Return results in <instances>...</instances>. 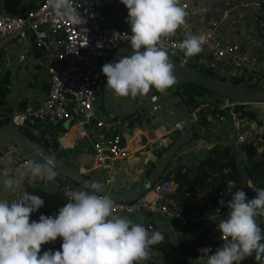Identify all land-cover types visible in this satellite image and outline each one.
<instances>
[{"label":"crops","instance_id":"crops-1","mask_svg":"<svg viewBox=\"0 0 264 264\" xmlns=\"http://www.w3.org/2000/svg\"><path fill=\"white\" fill-rule=\"evenodd\" d=\"M39 1L0 0V13L14 14L36 5ZM190 1L197 7L204 6L206 10L200 13H188L186 16V21L189 23L188 28H178L175 36L171 38L182 42L187 35H194L195 31L212 29L213 38L224 43L237 44L239 50L247 54L248 61L240 69L243 76L251 73L264 74V39L257 28V19L262 14L260 0ZM104 12H106V9ZM126 17L127 14L125 16H118L117 14L116 17L109 16V19H115L117 26L129 29L130 26L126 22ZM19 55H21L20 58ZM173 59L176 62L178 61L177 57ZM227 60H230L228 56L218 62L224 64ZM216 72L222 74L224 68L217 67ZM46 88L47 77L41 51L33 44L30 47L29 45L23 46V50H21L13 45L11 39L3 41L0 45V124L9 120L10 114L15 110L26 105H36L44 96ZM169 94H172L171 89L167 90V95ZM177 97L178 101L181 102L180 97ZM197 100H209L211 105L212 101L221 102L219 105H214L213 108L230 102L228 99L215 94L206 95ZM250 105L254 121L243 124L237 129L233 128L229 122L219 121L213 115H209L207 112L210 109H206L204 105H201L197 111L187 107L193 119L191 136L179 146L162 174L169 175L177 167L182 166V172L191 169L190 175H192L195 164L211 150L219 151L226 148L224 154L230 155L232 166H224L221 176L207 180V183L212 185L209 192L213 193L214 196L219 195L218 192H220V198L227 202L234 194L236 179H238L237 184L241 186L251 185L255 190L264 189V171H262L260 164H255L263 143L259 134L264 133V103L252 102ZM97 108L99 109V111L97 110L99 116L108 113L102 105H97ZM135 115L127 116V119L126 117L120 118L128 121L130 117L134 118ZM147 115L149 116L147 122L129 126L122 130V135H124L123 144L127 151L111 163L112 169L119 179L117 190L128 189L142 181L157 160V151L162 147H166L177 135V129L174 127L172 120H168L164 116L165 120L163 122L158 116ZM64 122L65 120L55 127V130H57L56 139L60 147L69 148L73 154H70L71 157L63 158V160L73 168H78L85 175L92 172L94 179H102L105 172L103 168L95 166L94 154L86 137L87 134L91 136V128L71 118L67 123ZM22 130L28 132L35 141L42 144L39 135L43 132L39 131L38 133L33 124L28 123ZM248 141H252L257 151V154L250 158L247 157L243 148V144ZM1 153L6 155L0 159V166L11 168L13 175L24 171L27 163L22 164L18 159L27 155L23 149H18L15 143L4 140L0 142V156ZM60 177L56 176L53 182H41L26 174L21 181L20 188L15 193L5 191L3 185L0 184V199L11 201L16 196L21 195L25 189L28 193L37 195L44 201V205L32 215L47 213L55 215L53 212L58 211L61 207V197L57 184L61 180ZM186 191L193 192L185 195L184 192ZM175 193L174 185L162 195V200L169 206L183 210L187 215L195 218L194 221L179 225L172 220H166L147 213L135 214L131 219L134 222L142 223L144 226L146 220H148L151 225L150 231H160L165 240L172 245H176L182 239L194 238L213 232V227L227 218L228 209L224 210L218 217H204L208 211L212 210V207L208 206V209L200 202L206 200V204H210L208 192H205L202 187L186 185L179 197L175 196ZM252 193L256 194L255 191ZM144 194L150 196L151 192L147 190ZM187 196L193 198L190 200L184 199ZM191 206H198V208L190 212L187 208ZM258 219L260 218L258 217ZM262 219L264 225V218ZM214 233L217 234L216 231ZM262 234H264V227L262 228ZM222 243V240H218L212 251L213 253H209L214 254ZM169 254H174V249L159 251L157 248H152L150 256L157 262L171 264ZM254 255L255 253H253V256L247 257L245 264H262L261 261H255Z\"/></svg>","mask_w":264,"mask_h":264},{"label":"clouds","instance_id":"clouds-1","mask_svg":"<svg viewBox=\"0 0 264 264\" xmlns=\"http://www.w3.org/2000/svg\"><path fill=\"white\" fill-rule=\"evenodd\" d=\"M54 15L72 25L81 21L73 0H47ZM127 9L130 26L131 54L117 62H106L101 73L106 85L119 97L146 96L150 90L167 94L177 83L169 55L163 47L165 38L175 36L186 22L187 13L180 0H120ZM202 39L187 35L180 47L186 57L202 51ZM141 49H143L141 51ZM41 182H53L57 176L51 161L28 160L24 171L15 175L9 167L0 166V184L15 193L25 175ZM247 198L236 190L221 206L228 209L227 218L216 224L223 241L206 264H240L247 257L264 260V234L257 223L264 217V189ZM104 193V185L93 181L84 189L66 196L67 203L55 216L41 214L30 221L43 205L41 197L23 190L11 201L0 199V264H145L152 246L163 242V234L150 231L142 223L114 212L113 200ZM61 238L60 250L41 246Z\"/></svg>","mask_w":264,"mask_h":264},{"label":"built area","instance_id":"built-area-1","mask_svg":"<svg viewBox=\"0 0 264 264\" xmlns=\"http://www.w3.org/2000/svg\"><path fill=\"white\" fill-rule=\"evenodd\" d=\"M116 1L73 0V5L81 16L80 23L76 25L57 18L49 8L47 0H40L36 5L14 14L0 13V45L7 39H11L13 45L21 50L23 46L30 47L33 44L42 53L47 77L44 96L36 105H26L12 112L9 116L10 123L19 129H23L28 123H36L40 129L48 130L71 118L89 126L92 134L91 136L87 134L86 137L90 148L96 151L95 166L102 167L105 172L100 183L111 190H117L119 183L111 163L127 151L123 147L121 135L122 130L129 127L127 120L109 112L102 116L97 114L101 68L115 48L130 43V28H121L105 17L106 6ZM180 3L187 14L206 10L204 6H195L190 0H180ZM259 4L262 14L257 19V28L264 39V0H260ZM188 26L189 23L186 21L181 28L187 29ZM194 35L202 39L201 52H205L210 61H220L228 56L235 69H241L248 61L247 54L240 51L237 44L224 43L213 38L212 29L195 31ZM162 44L168 55L172 58L177 57V62L182 65L192 58L184 55L180 47L181 41L178 39L165 38ZM250 104L229 102L210 109L207 113L219 121L229 122L237 129L243 124L254 121ZM5 155L3 153L0 159ZM18 159L20 163L25 164L34 158L24 155ZM57 176L61 175L57 174ZM60 178L57 184L61 197L60 208H62L68 202L66 196L70 195L71 191L83 190V188L62 176ZM174 185V181L164 174L148 190L151 192L150 196L142 194L130 201L111 198L114 212L129 218L140 213L154 214L179 225L194 221L195 218L187 215L183 210L169 206L162 200V195ZM246 187L248 191L254 192L253 186ZM191 192L186 191L184 194ZM218 194L220 195V192ZM220 200L222 199L219 198L214 208L204 215L205 218L218 217L223 213ZM145 226L151 228L148 220ZM206 236L208 242L197 247L199 252L205 254L214 250L217 239L221 240L216 225L213 227V232H208ZM61 244L62 241L49 250L58 251ZM43 252L41 251V254ZM156 262L150 256L145 264H156Z\"/></svg>","mask_w":264,"mask_h":264},{"label":"water","instance_id":"water-1","mask_svg":"<svg viewBox=\"0 0 264 264\" xmlns=\"http://www.w3.org/2000/svg\"><path fill=\"white\" fill-rule=\"evenodd\" d=\"M142 50L143 49H141V51ZM131 51L130 43L118 46L112 51L107 62H117L123 56L131 54ZM169 59L173 65L177 81H186L200 85L213 92L216 96L226 98L230 102L264 103L263 87H246L228 83L227 81L219 82L176 62L170 55ZM100 82L101 80L99 79V83ZM219 104H221V102L212 101V105ZM101 105L105 111L117 117H127L134 115L138 111H144L147 114L158 116L163 122L165 118L172 120L174 127L177 129L176 137L171 140L164 151L157 157V160L142 181L125 190H111L104 185V193L102 194H106L118 201H130L144 194L151 188L156 180L160 178L164 168L172 156H174L179 146L189 139L192 130V115L189 109L178 101V97L174 93L167 95L155 92V90H150L146 96L135 98L116 96L107 87L105 76L101 93ZM69 119L70 118H67L64 123H67ZM4 140L15 143L18 149H23L28 156L36 159L38 162L51 161L56 168L57 174L83 189L86 184L94 181L87 178L85 173L73 168L63 159H60L59 156H56L43 145L30 138L22 129L11 124L10 120L0 124V142ZM123 147L125 148L124 144ZM40 215H31L30 221H38ZM44 215L48 216L52 214L47 213ZM61 241V238L58 237L54 242L42 245L41 251L49 250Z\"/></svg>","mask_w":264,"mask_h":264},{"label":"trees","instance_id":"trees-1","mask_svg":"<svg viewBox=\"0 0 264 264\" xmlns=\"http://www.w3.org/2000/svg\"><path fill=\"white\" fill-rule=\"evenodd\" d=\"M105 17L112 21V23H117L115 19H109V16L116 17L125 16L127 14V9L125 6L120 3V0H117L116 3L106 6V12H104ZM222 60V59H221ZM220 60V61H221ZM219 61V62H220ZM218 61H210L209 56L205 52H201L192 58L188 59L185 63V66L188 68L201 73L204 76L210 77L216 81H227L228 83L243 85L247 87H263L264 88V74H256L251 73L243 76V72L240 69H235L232 66L230 60L224 62V64L219 63ZM219 63V64H218ZM222 64V65H220ZM224 66V67H222ZM224 68V73L219 74L216 72V69ZM262 82V83H260ZM246 83V84H245ZM171 92L175 95L179 96L181 102L185 105V107H190L191 110L197 111L201 105L207 106V100L198 101V98L205 97L206 95H211L213 92L209 91L206 88L201 87L200 85L193 84L191 82L186 81H177L176 85L173 86ZM157 92V91H155ZM136 114V115H135ZM135 117L128 120V126L140 125L142 123L147 122L148 115L144 111H138L135 113ZM139 114V115H138ZM125 118V117H124ZM128 117H126L127 119ZM33 126L36 127V130L43 132L39 138L41 141V145L47 148L49 151L53 152L56 156H59L60 159L71 157L73 152L69 148H62L58 144L56 139L57 130H55V126L51 127L48 130L40 129L38 124L34 123ZM30 138L33 139L32 135L28 132L24 131ZM124 136V135H123ZM122 136V138H123ZM260 140H263L261 145V150L259 151V156L257 160H255V164H260L262 171H264V133L259 134ZM129 139V138H127ZM166 147L160 148L156 156L158 157ZM243 148L245 150V154L248 158L253 157L257 154L255 146L252 144V141L245 142L243 144ZM226 148H222V150H211L210 153L205 155L202 159H200L195 164V170L192 175H190L191 169L183 170L182 166L177 167L173 173L167 175L169 176L175 183V196L179 197L182 193L183 188L186 185L202 187L205 192H208V198L210 204H206V200L200 201L205 205V207L214 208L216 201L220 198L219 195L214 196L213 193H210L211 183H207V180L215 179L221 176V171L224 166H232V160L229 154H224ZM71 154V155H70ZM87 178L94 180L96 182H100L98 179H94L92 172L86 174ZM161 175V177H163ZM238 179H236V185L234 186V192L238 189L243 190L248 199H251L255 196L254 193L247 190L246 186H241L237 184ZM237 187V188H236ZM191 196H187L184 199L190 200ZM198 200V199H197ZM193 203V202H192ZM200 203V204H201ZM227 203V202H225ZM191 205V204H190ZM208 207V209H209ZM187 208V207H186ZM198 206H191L187 208L190 212L194 209H197ZM207 209V210H208ZM225 206L222 207V210H226ZM57 211H54L53 214H57ZM258 225L261 229L264 227L263 219L257 220ZM208 242V238L206 235L202 234L194 238L182 239L176 243V245H172L169 241L163 239V242L152 246V248H157L159 251H165L166 249H174V254H169V259L171 264H206V260L203 259V256L206 255L203 252H199L197 247L201 246L204 243ZM218 243V239L216 244ZM213 253V252H212ZM211 254V253H209ZM262 264H264V260H261ZM156 264H165L162 262H156ZM240 264H245V259L240 262Z\"/></svg>","mask_w":264,"mask_h":264},{"label":"flooded vegetation","instance_id":"flooded-vegetation-1","mask_svg":"<svg viewBox=\"0 0 264 264\" xmlns=\"http://www.w3.org/2000/svg\"><path fill=\"white\" fill-rule=\"evenodd\" d=\"M101 82L99 83L100 85V91H99V97H98V105H101V93H102V87H103V79H104V75L101 73L100 78ZM139 97V96H137Z\"/></svg>","mask_w":264,"mask_h":264},{"label":"bare ground","instance_id":"bare-ground-1","mask_svg":"<svg viewBox=\"0 0 264 264\" xmlns=\"http://www.w3.org/2000/svg\"><path fill=\"white\" fill-rule=\"evenodd\" d=\"M207 101H208V105L205 106L206 109H212V108L214 107V105H211L209 100H207ZM121 136H123V135H121ZM122 140H123V138H122ZM92 152H93V154H94V158H95V152H96V151L92 149Z\"/></svg>","mask_w":264,"mask_h":264},{"label":"rangeland","instance_id":"rangeland-1","mask_svg":"<svg viewBox=\"0 0 264 264\" xmlns=\"http://www.w3.org/2000/svg\"><path fill=\"white\" fill-rule=\"evenodd\" d=\"M97 110L99 111L98 108H97ZM101 168H102V167H101ZM101 168H100V169H101ZM75 169L79 170L78 168H75ZM103 170H104V169H103ZM79 171H80V170H79ZM81 172H82V171H81ZM209 255H211V254H206V257H204V256H205V255H204V256H203V259H206V260H207V258H208Z\"/></svg>","mask_w":264,"mask_h":264}]
</instances>
